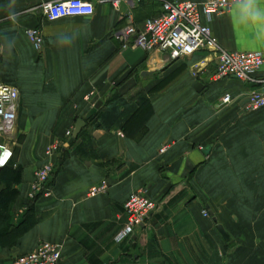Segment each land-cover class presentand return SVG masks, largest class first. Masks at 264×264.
I'll return each instance as SVG.
<instances>
[{"label":"crops","instance_id":"obj_1","mask_svg":"<svg viewBox=\"0 0 264 264\" xmlns=\"http://www.w3.org/2000/svg\"><path fill=\"white\" fill-rule=\"evenodd\" d=\"M57 1L0 0V83L20 93L16 223L46 149L62 147L51 196L35 204V227L15 249L0 248V264L43 242L60 247L59 264H264V108L245 110L250 93L264 91V66L252 82L216 81L207 51L170 61L164 52L125 49L116 34L131 22L142 32L164 0H91V17L51 22L44 6ZM209 26L224 49L264 55V0H243ZM30 29L42 34L41 50ZM225 95L231 104H222ZM99 101L82 138L66 147L67 132ZM104 182L107 193L90 197ZM143 191L157 208L117 243L125 203Z\"/></svg>","mask_w":264,"mask_h":264},{"label":"built area","instance_id":"obj_2","mask_svg":"<svg viewBox=\"0 0 264 264\" xmlns=\"http://www.w3.org/2000/svg\"><path fill=\"white\" fill-rule=\"evenodd\" d=\"M101 3L117 5L122 0H99ZM163 13L159 17L146 21L145 28L138 32L131 22L128 27L116 34L124 42V48L142 49L146 52L160 51L167 53L170 61H177L194 56L197 52L207 51L217 61L214 80L237 79L252 82L253 76L264 66V55L260 52H231L224 49L213 36L209 23L227 16L243 0H202L172 2L164 0ZM47 19L51 22L66 18H87L94 14L91 0H62L47 3L44 6ZM206 18L207 23L203 21ZM132 21V15H129ZM27 36L37 50L44 45L42 34L36 29L27 31ZM1 55V49H0ZM95 97L92 92L86 96L87 102ZM20 93L15 87L0 83V169L8 166L14 159L13 148L16 145ZM232 103V97L225 95L222 104ZM264 108V91L254 90L250 93L245 106L247 112ZM73 131L67 132V137ZM59 143L50 145L45 151L47 162L35 172V179L29 185L25 200L32 202L40 196L50 197V180L55 165L52 160L60 152ZM161 152H165L162 149ZM106 182L90 189L89 196L97 197L108 191ZM27 208V207H26ZM156 203L146 193L138 192L130 196L125 203L127 222L115 238L117 243L128 240L156 210ZM205 216L208 214L205 212ZM61 250L56 244L41 243L37 249L15 258L13 264H59Z\"/></svg>","mask_w":264,"mask_h":264},{"label":"trees","instance_id":"obj_3","mask_svg":"<svg viewBox=\"0 0 264 264\" xmlns=\"http://www.w3.org/2000/svg\"><path fill=\"white\" fill-rule=\"evenodd\" d=\"M143 107H145L144 103H142ZM94 118L95 116L87 123ZM82 136L81 133L79 138L81 139ZM21 180L22 171L12 162L0 169V248L3 250H13L18 247L24 236L35 227V204L39 197L32 202L25 200L27 211L17 223L13 215L14 207L20 202V192L16 186L21 183Z\"/></svg>","mask_w":264,"mask_h":264},{"label":"water","instance_id":"obj_4","mask_svg":"<svg viewBox=\"0 0 264 264\" xmlns=\"http://www.w3.org/2000/svg\"><path fill=\"white\" fill-rule=\"evenodd\" d=\"M103 106V102L99 101L96 103V105L93 107V109L88 113V115L86 116L85 120H78L74 129V133L72 138L69 140L68 144L66 145V147L72 146L80 137L81 133L83 132V130L86 128L87 126V121L90 120L91 118H93L97 111L99 109H101V107ZM192 169V167H190ZM213 216V214H212ZM214 222L217 223V220L214 218ZM217 230L219 231V233L227 240H229V237L224 229V227L222 225H217Z\"/></svg>","mask_w":264,"mask_h":264},{"label":"rangeland","instance_id":"obj_5","mask_svg":"<svg viewBox=\"0 0 264 264\" xmlns=\"http://www.w3.org/2000/svg\"><path fill=\"white\" fill-rule=\"evenodd\" d=\"M16 138V142L19 140L18 136L15 137Z\"/></svg>","mask_w":264,"mask_h":264},{"label":"snow or ice","instance_id":"obj_6","mask_svg":"<svg viewBox=\"0 0 264 264\" xmlns=\"http://www.w3.org/2000/svg\"><path fill=\"white\" fill-rule=\"evenodd\" d=\"M249 2H251V0H249ZM0 162H2V161H0Z\"/></svg>","mask_w":264,"mask_h":264}]
</instances>
